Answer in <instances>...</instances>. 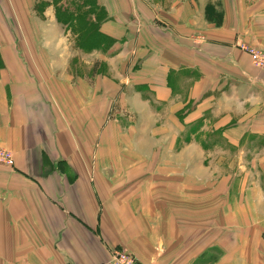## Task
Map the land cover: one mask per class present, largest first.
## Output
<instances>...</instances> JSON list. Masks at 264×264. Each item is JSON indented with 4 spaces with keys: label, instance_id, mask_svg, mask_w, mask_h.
<instances>
[{
    "label": "crops",
    "instance_id": "crops-1",
    "mask_svg": "<svg viewBox=\"0 0 264 264\" xmlns=\"http://www.w3.org/2000/svg\"><path fill=\"white\" fill-rule=\"evenodd\" d=\"M38 1L0 0V264H264V0H80L89 51Z\"/></svg>",
    "mask_w": 264,
    "mask_h": 264
},
{
    "label": "rangeland",
    "instance_id": "rangeland-1",
    "mask_svg": "<svg viewBox=\"0 0 264 264\" xmlns=\"http://www.w3.org/2000/svg\"><path fill=\"white\" fill-rule=\"evenodd\" d=\"M77 1L78 0H46V1L39 0L37 8L40 10L39 11L40 13H37V16L39 17V19L37 20L44 19L43 9L46 6V4L54 5L53 8L56 12V18L62 23V25L65 26V28L62 27L61 30L59 29V35H62L63 37L68 38L66 43H68V45L70 46V48H72L73 51L77 50L79 47L83 51H89V49H92L94 47V42L89 41L88 39V35L90 33L88 24L92 22L93 28L92 29L90 28V29L92 30V32H94L95 31V18L99 20V17H100V21H101V15L98 12L91 11V13H89V12L84 11L83 7L85 8L86 5L83 6L82 2H80L79 0L78 6H77V3H76ZM88 2L89 0L85 1L86 4ZM91 7H92V10L95 9V7L93 6ZM74 9L75 10L79 9L80 12L74 11ZM35 19L36 18H34V20ZM33 29H34L33 30L34 34L32 36L38 37L39 34L37 33V29L35 25ZM64 30H65V33H64ZM96 47H100V45H97ZM78 65H79L78 62L75 64H72L73 68H76ZM199 127H196V125H194V128L192 129L194 130L195 128H197L198 133H196L195 135L202 137L204 134L201 132H204L206 134L207 129L205 128L201 130L200 132ZM208 136L210 135L206 134V139ZM205 142H206L205 148H207L208 147L207 144H209V141L205 140ZM205 142H202V143H205ZM193 159H194V164L198 162L197 164L199 165H204V164L208 165L207 176L209 180L215 183H219L221 182V180H224V184L226 185L225 186L226 196H233V194L237 192V189H236L237 180L243 181L247 179V176L245 178V175H247V173H240L239 158L237 157L236 158H232L229 156L221 157L220 155H217L215 151H213V152L207 153V156L204 154H200V153L194 154ZM232 163L235 164V171L230 173L228 171H231ZM220 164L223 165L222 166L223 170L222 169L220 170L218 168ZM241 164H243V162ZM198 176L206 178V174L204 175V172L202 173L199 172ZM245 190L246 188L242 186V188L239 190L237 194L240 195L244 193ZM260 235L264 237V233H260Z\"/></svg>",
    "mask_w": 264,
    "mask_h": 264
},
{
    "label": "built area",
    "instance_id": "built-area-1",
    "mask_svg": "<svg viewBox=\"0 0 264 264\" xmlns=\"http://www.w3.org/2000/svg\"><path fill=\"white\" fill-rule=\"evenodd\" d=\"M240 46L249 53L253 64L264 70V48L246 43H242ZM0 164L7 166L14 165L13 153L2 146H0ZM102 264H158V262H142L138 260L136 255L130 249L126 247H119L114 249L111 253L110 259Z\"/></svg>",
    "mask_w": 264,
    "mask_h": 264
}]
</instances>
